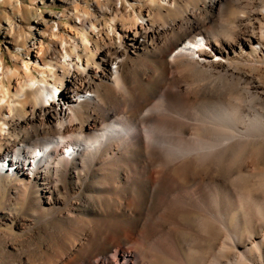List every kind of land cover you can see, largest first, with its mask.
Segmentation results:
<instances>
[{
	"label": "bare ground",
	"instance_id": "bare-ground-1",
	"mask_svg": "<svg viewBox=\"0 0 264 264\" xmlns=\"http://www.w3.org/2000/svg\"><path fill=\"white\" fill-rule=\"evenodd\" d=\"M62 1L65 11L51 16H68L70 24L48 27L38 14L34 23L22 17L37 34L24 42L29 61L13 57L11 69L0 55V193H6L2 210L10 212L8 217L15 214L20 227L18 232L0 229V264H166V258L207 264L214 246L230 254L226 263L213 258L214 264H264V224L260 231L255 226L257 213L264 216V199L255 197L264 192V0H158V7L156 0ZM219 4L232 8L221 30L210 25ZM155 11L160 20L153 18ZM6 33L13 48H23L12 31ZM191 72L233 85L263 104L252 118L237 101L212 104L209 116L237 137L222 152L213 153L212 147L196 152L197 167H206L191 172L192 179L235 175L238 198L228 203L227 215L235 210L236 232L223 242L217 230L227 228V217L216 212L221 226H211L205 200L169 198L181 185L178 172L191 171L189 162L177 166L174 149L165 172L149 169L152 156L160 153L158 133L173 132L176 125L173 115L152 113L156 97L164 89L172 100L194 101L198 89H190L185 77ZM4 76L15 82L8 98L2 94ZM91 174L98 183L88 182ZM62 188L73 196L69 193L66 207ZM164 205L163 223H151ZM242 209L250 213L246 220ZM37 218L49 223L33 230ZM168 220V237L156 242L159 226ZM195 223L203 230L196 241ZM180 235L190 246V259L178 245ZM137 242L160 258L142 259Z\"/></svg>",
	"mask_w": 264,
	"mask_h": 264
},
{
	"label": "rangeland",
	"instance_id": "rangeland-1",
	"mask_svg": "<svg viewBox=\"0 0 264 264\" xmlns=\"http://www.w3.org/2000/svg\"><path fill=\"white\" fill-rule=\"evenodd\" d=\"M155 3V4H154ZM153 3V5L155 7H158L157 5L158 4V0H156L155 2ZM80 6L82 8H85L86 5H84L83 3H80ZM66 9V6L64 4V2L62 0H0V55L4 56L5 58V66L6 67H9L11 69H14L15 66H16V61L14 58H17V59H20V60H23V61H29V55L27 54L28 53V46L26 44H24V42H28L29 39H34L36 38L37 34H36V28H34L33 32H30L27 28L28 26L30 25L29 24V21H24L22 19L25 18L27 16V18L32 21L34 23V18H35V15L38 14L39 16H42L45 21H47L46 24H48V27H52V26H55L58 22H63V23H69L70 24V20L67 17H64L63 18H59L58 20L54 19V16L51 14L52 13H61V11H65ZM88 9V8H87ZM94 8H90V10ZM219 9L221 11H219ZM216 13V14H215ZM26 14V15H25ZM232 14V8L230 7H227L226 5H217L216 6V9L214 11V17L212 18V20L210 21V25L211 23H214L212 24L211 26H214V27H217L218 30H221L224 25H227V22H228V18L231 16ZM216 15V16H215ZM219 15L221 17H219ZM153 18L156 19V20H160V15L158 12H154L153 13ZM224 16V17H223ZM223 18V19H222ZM53 20V21H52ZM220 20V22H219ZM223 20V21H221ZM225 21H227L225 23ZM9 22H13L14 25L12 27V25L9 24ZM56 23V24H55ZM220 23V24H219ZM223 23V24H221ZM17 24V25H16ZM218 24V25H217ZM16 25V26H15ZM34 25V24H33ZM220 25V27H219ZM19 26V27H18ZM15 27V28H14ZM46 30H47V26H45ZM220 28V29H219ZM8 29V30H7ZM13 29V30H12ZM19 29V30H18ZM8 31H12L13 33V36L15 38V40H19L18 41V44L19 46H23V48H13L9 43L8 41H10L11 39L7 38V33ZM24 34V35H23ZM26 35V36H25ZM28 35L30 37H28ZM26 38V39H25ZM20 42V43H19ZM8 46H10V49H8ZM27 49V50H26ZM14 57V58H13ZM190 74V75H189ZM189 74H186V80L190 83L189 87L190 89H198L197 90V95H196V99L194 101H188V100H172L169 96H166L167 94L165 93V90L164 89H161V92L162 94L160 96H158V99L156 97V100L155 101H159V103H157L154 107V112L152 111L153 114L155 115H159V114H162L164 116H172L175 118V121H176V125H175V129L173 132H167L165 130H162L160 131V133H158V143H157V146H158V152L159 155L156 156V157H153L152 156V161H150V165H149V169L152 170V171H160V172H165V170L167 169V167L169 166L170 164V158L168 157L169 154L168 153H171L172 151H174L175 149V152H177V158L175 157L174 159L176 160V165H183L184 163H187L189 162L191 164V171H187V169H184L182 173H179L178 172V178L180 180V183L181 185L179 186V188L177 190H175L174 192H172V194L170 193V199L171 201H173L174 203L178 200V199H188L190 197H192L194 195V197H198L199 199H202V200H205L204 201V211L205 213H208V215H210V219L213 220V221H210L209 220V223L211 224V226H221V223H220V220H218L217 217H219V214L218 216H216L217 214H215L216 212L217 213H220L222 214L221 216H224L225 219L227 217V219L225 220L226 221V225H227V228H223L221 231L220 229H218V234L220 235V242H223L222 240L225 241V238L227 239L229 236L230 233L234 234L236 232L234 226H233V220L231 219V216H233L235 210H233V213H231L228 217V210H227V207H228V203L230 202L231 199H233V201L238 198V194L236 192V189L237 187L235 188L236 186V181L233 179L235 177V175L231 176V178L229 179H226V178H221V177H210V176H206V177H203V176H200V177H196L194 179H192V173L191 172H197V170L201 167L202 168H205L206 166H203V165H199L197 167V164L195 161L198 162V159H199V154H196L197 151H199L200 149H203V150H209V147H212L210 148V150H212L213 153H219L220 151L222 152L223 150H225L228 146H230L231 144L229 143L231 141L230 138L236 136L237 135H234L232 132H231V129L226 127L225 125L223 124H220L218 119H215L210 115V112L212 111L211 107L214 106L212 104H219V103H232L234 104L235 102L234 101H237L236 103L240 104L241 107V110L243 112V115L245 114V116L247 118H252L253 116L257 115V111H256V108H260L263 106L262 103H258V102H255L250 96L248 93L246 92H241L240 90H238L236 87H234L233 85H229V84H224V82H221V81H212L211 79H209L208 77L204 76L203 74L200 75V73L198 72H191ZM196 74V75H195ZM36 76L38 78H41V75L39 73H36ZM202 76V77H201ZM199 80H198V79ZM206 78V79H205ZM193 79H197V80H193ZM3 81H4V88H3V92L2 94L6 95L7 98L9 97V94L13 95L14 94V79L13 81L12 80H8L6 76L3 77ZM195 82V83H193ZM200 83V84H199ZM214 84V85H213ZM193 85V87H192ZM195 85V86H194ZM198 85V86H197ZM223 85V86H222ZM200 86V87H199ZM205 86V87H204ZM207 86V87H206ZM211 86L213 88H211ZM218 86V87H217ZM222 86V87H221ZM225 86V87H224ZM230 86V88H229ZM199 87V88H198ZM202 87V88H201ZM217 87V88H216ZM206 88V89H205ZM220 88V89H219ZM226 88V89H225ZM229 88V89H228ZM218 89V90H217ZM227 91H225V90ZM163 90V91H162ZM215 90L217 92H215ZM220 90V91H219ZM232 90H235V91H232ZM238 90V91H236ZM231 93H230V92ZM204 92V93H202ZM223 94H222V93ZM235 92V93H234ZM199 93V94H198ZM220 93V94H219ZM230 93V94H229ZM243 93V94H242ZM212 95V96H211ZM221 95V96H220ZM238 96V98H237ZM217 97V98H216ZM162 98V99H161ZM210 98V99H209ZM216 98V99H215ZM214 99V100H213ZM228 99V100H227ZM239 101H238V100ZM162 100H164L163 102H161ZM214 102H213V101ZM216 100V101H215ZM230 100V101H229ZM204 101V102H202ZM182 102V103H181ZM190 102V103H189ZM198 102V103H197ZM201 102V103H200ZM192 103V104H191ZM256 103V104H255ZM166 106H165V105ZM184 104V105H183ZM244 104V105H243ZM254 104V105H253ZM210 105V106H209ZM189 106V107H188ZM163 107H166V108H163ZM193 107V108H192ZM255 107V108H254ZM188 108V109H187ZM191 108V109H190ZM245 108V109H244ZM252 108V109H251ZM254 108V109H253ZM180 109V110H179ZM192 111H190V110ZM200 109V110H199ZM163 110V111H162ZM179 110V111H178ZM161 111V112H160ZM165 111V112H164ZM185 111V112H183ZM157 112V113H155ZM164 112V113H163ZM180 112V113H179ZM206 112V113H205ZM246 112V113H244ZM186 113V114H185ZM188 113V114H187ZM250 113V114H249ZM198 114V115H197ZM177 115H179L180 117H177ZM186 119H185V118ZM196 117V118H195ZM181 121H179L178 120ZM199 118V119H198ZM214 119V121H213ZM216 120V121H215ZM193 121V122H191ZM213 121V122H212ZM186 124H185V123ZM194 123V124H193ZM5 126V125H4ZM219 126V127H218ZM225 126V127H224ZM243 126V124L241 125ZM191 128V129H190ZM222 130H221V129ZM225 128V129H224ZM194 129V130H193ZM202 129V130H201ZM192 131V132H191ZM178 132L179 135L178 136ZM189 133V134H188ZM172 134V135H171ZM167 135V136H166ZM190 135V136H189ZM178 136V137H177ZM194 136V137H193ZM217 136V137H216ZM242 136V135H240ZM170 137V138H169ZM189 137V138H188ZM196 137V138H195ZM198 137V138H197ZM227 137V138H226ZM176 138V139H175ZM202 138V139H201ZM205 138V140H204ZM221 138V139H220ZM226 138V139H225ZM166 139V140H165ZM201 139V141H200ZM229 139V140H228ZM160 140V141H159ZM204 140V142H203ZM210 140V141H209ZM222 142L219 144V142ZM224 140V141H223ZM165 141V142H164ZM173 141V142H172ZM200 141V142H199ZM208 141V142H207ZM213 141V142H212ZM229 141V142H228ZM161 142V143H160ZM163 142V143H162ZM199 142V143H197ZM216 142V143H215ZM167 143V144H166ZM172 143V144H171ZM174 143V144H173ZM206 143V144H205ZM213 143V145H212ZM229 143V144H228ZM169 144V145H168ZM182 144V145H181ZM197 144V145H196ZM204 144V145H203ZM218 147H217V145ZM175 145V146H174ZM179 145V146H178ZM203 145V146H202ZM223 145V146H222ZM185 146V147H184ZM200 148H199V147ZM161 147V148H160ZM174 147V148H173ZM177 147V148H176ZM197 147V148H196ZM202 147V148H201ZM171 148H173L171 150ZM187 148V150H186ZM199 148V149H198ZM219 148V149H218ZM163 149V150H161ZM168 149V150H167ZM183 149H185L183 151ZM166 150V151H165ZM196 150V151H194ZM215 150V151H213ZM218 150V151H217ZM164 151L166 153H164ZM171 151V152H170ZM179 151V152H178ZM181 152V153H180ZM182 152L184 154H182ZM163 153V154H162ZM180 153V154H179ZM191 153V154H190ZM193 153V154H192ZM162 155V156H161ZM165 155V156H164ZM180 155V156H179ZM187 155V156H186ZM192 155V156H191ZM166 158H164V157ZM183 156V157H182ZM186 156V157H185ZM163 157V158H162ZM191 157V158H190ZM169 161H167V160ZM178 160V161H177ZM194 160V161H193ZM159 162V163H157ZM169 163V164H168ZM154 165V166H152ZM161 166V167H160ZM257 166L259 168H263V165L262 164H257ZM153 167V168H152ZM165 167V169H164ZM198 168V169H197ZM251 167H248V169H250ZM155 169V170H154ZM254 170V168H251L249 171H252ZM91 179L88 180V182H94V183H98V180H95V177H94V174L92 175L91 174ZM94 178V179H93ZM217 179V180H216ZM224 180V181H223ZM229 180V181H228ZM0 181H3V178L0 177ZM208 181V183H206ZM232 181V182H231ZM224 182V183H223ZM194 183V184H193ZM216 185H215V184ZM67 184H69V182H67ZM196 184V185H195ZM198 184V185H197ZM203 184L205 188L207 189H204L203 187ZM216 188H214L213 186ZM158 185V184H157ZM157 185L155 184L154 185V188L157 187ZM194 185V186H193ZM224 185V186H222ZM191 186V187H190ZM192 186L195 187V189H192ZM200 186V187H199ZM189 187V188H188ZM233 187V188H231ZM184 188V189H183ZM221 189V190H220ZM230 190V192L227 194V191ZM235 190L233 192V190ZM66 190V191H65ZM185 192H184V191ZM191 190V191H190ZM195 192H194V191ZM206 190H210V194L209 195ZM211 190L212 193H211ZM218 192H217V191ZM62 193L64 194L65 197H67V202L63 204V207H66L68 206V204H70V201H69V190H67L66 188H62ZM193 191V193H192ZM197 191H199L201 193H198ZM202 191V192H201ZM215 191V192H214ZM260 191H263V190H259L257 192H259L260 194H256L255 197L257 196V198H259L260 200L264 199L262 196V193L264 194V192H260ZM184 192V193H183ZM189 192V193H188ZM233 192V193H232ZM236 192V193H235ZM176 193V194H175ZM191 193V194H190ZM196 193V194H195ZM216 193V195L214 194ZM219 193V194H218ZM203 194V195H202ZM217 194L219 195L217 197ZM70 198L73 197L72 196V193H70ZM177 195V196H176ZM186 195V196H185ZM208 195V196H207ZM216 196L213 197L212 196ZM176 196V197H175ZM184 196V197H183ZM229 196V197H228ZM6 197V193L5 191H2L0 193V229H4V230H10L12 229V231L14 232H18L20 231L19 230V226L17 225V222L18 220L15 219V214L13 215H10L9 217L6 215L7 213H10L8 210H2V202L4 201ZM204 198V199H203ZM209 199V202L212 201V204L211 202L209 203L208 202V199ZM219 199V200H218ZM175 200V201H174ZM185 200V199H184ZM73 201V200H72ZM219 202V203H218ZM251 204H254V201L251 203ZM210 205V206H209ZM213 205V206H212ZM167 205H164L162 207V209L157 213L155 214L151 220H149L151 223L153 224H156V223H163V215L165 214L166 212V207ZM209 206V207H208ZM254 206V205H252ZM20 205H17L16 208H19ZM207 207V208H206ZM210 207L213 209H210ZM216 210H215V208ZM222 209H221V208ZM206 208V209H205ZM220 209V210H219ZM164 210V211H163ZM210 211L211 213L213 214H210V212H207V211ZM213 210V211H212ZM163 211V213H162ZM14 213H16L17 215H21V213L17 210L14 211ZM247 216L246 214L243 212V209L241 210V217L246 220L247 218L246 217H249L250 213L247 212ZM215 216V218H213ZM14 217V218H13ZM259 217V218H258ZM263 217V218H262ZM11 218H13V220H11ZM157 220H156V219ZM217 218V219H216ZM223 218V217H222ZM256 218L255 219V223H256V227H258L257 231H260L261 230V226L264 224V216H261V214L258 212L257 215H256ZM156 220V221H153ZM220 219V218H219ZM231 219V220H230ZM259 219V220H258ZM219 222L217 224V221ZM229 220V221H228ZM263 222H262V221ZM43 221V222H42ZM46 221V222H44ZM51 221V220H50ZM215 221V222H214ZM261 221V222H260ZM34 222V221H33ZM35 223L36 225L32 226V229L33 230H36L38 229L39 227L41 226H47V224L49 223L46 219L43 220V219H40V218H37L35 219ZM216 223V225L214 224ZM196 224V223H195ZM246 224V223H245ZM170 226H172V221L170 222L168 220V223L166 224L165 227H163V225L160 227L159 226V230H158V233H157V237L155 236V239H156V242H157V239L159 238H166L168 237V231H167V228H169ZM245 227L242 228V231L243 233H246V225H244ZM196 228V229H195ZM200 229V230H199ZM230 229V230H229ZM245 230V231H244ZM200 231V233H199ZM224 231H225V234H224ZM223 232V233H222ZM160 233V234H159ZM167 233V234H166ZM203 234V230L201 231V226L200 224H196L194 226V233L192 234L191 233V236L195 239H198L200 240L201 238V235ZM165 235V236H164ZM228 236V237H227ZM171 237V236H170ZM182 236L180 235V238L178 237L177 241H178V245L181 247L182 249V252L183 254L188 258L190 259V256L189 254L187 253L188 251V248L190 246H188L187 242L186 244L183 243V240L181 238ZM154 239V240H155ZM166 240V239H165ZM196 241V240H195ZM185 244V245H184ZM135 247L139 248V251L141 252L142 254V259L144 260H152V261H155L156 259L160 258V257H151L149 255V252H146L147 250H145L144 248V244L141 243V242H137L134 244ZM216 246H214L213 248V251H212V256L211 254L209 255V258L208 257V262L207 264H209L212 260H219L220 257V260H223L225 263L226 261H228V257H229V252H228V249H223L224 252H219L217 250V247L215 249ZM217 250V252H216ZM227 251V252H226ZM226 252V254H225ZM227 255V256H225ZM215 256V257H214ZM218 256V257H217ZM214 258V259H213ZM165 259V258H164ZM210 259V260H209ZM166 260L172 264H176V262L174 261V259H168L166 258ZM166 261V262H167ZM166 263V264H170V263ZM212 263V262H211ZM210 263V264H211ZM216 263V262H215ZM225 263H222V264H225ZM163 264V263H162ZM214 264V263H212Z\"/></svg>",
	"mask_w": 264,
	"mask_h": 264
}]
</instances>
